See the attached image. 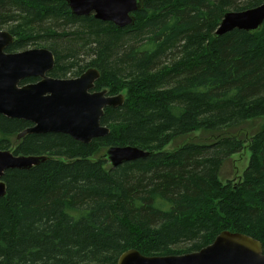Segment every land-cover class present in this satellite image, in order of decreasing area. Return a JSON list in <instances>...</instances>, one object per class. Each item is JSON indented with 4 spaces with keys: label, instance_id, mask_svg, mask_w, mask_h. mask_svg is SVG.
I'll use <instances>...</instances> for the list:
<instances>
[{
    "label": "trees",
    "instance_id": "16d2710c",
    "mask_svg": "<svg viewBox=\"0 0 264 264\" xmlns=\"http://www.w3.org/2000/svg\"><path fill=\"white\" fill-rule=\"evenodd\" d=\"M144 3L135 25L119 29L72 14L66 0H0V30L15 38L8 53L45 48L56 57L51 78L95 68L97 91L129 89L123 106L105 110L110 134L91 144L57 133L17 141L32 124L0 115V150L49 157L2 179L0 264H118L129 250L181 256L222 232L264 250V124L241 182L222 181L243 150L239 134L264 118V24L215 37L225 14L264 0ZM125 146L151 155L107 169V149Z\"/></svg>",
    "mask_w": 264,
    "mask_h": 264
},
{
    "label": "water",
    "instance_id": "95a60500",
    "mask_svg": "<svg viewBox=\"0 0 264 264\" xmlns=\"http://www.w3.org/2000/svg\"><path fill=\"white\" fill-rule=\"evenodd\" d=\"M72 14L93 15L95 19L123 29L135 25V13L145 8L144 0H66ZM264 24V3L242 12L225 14L215 37L235 29L257 33ZM15 38L0 30V115L24 120L32 126L17 135L21 141L28 135L57 133L91 144L110 134L101 121L107 108L116 109L125 103V96H110L107 90L94 91L101 73L88 69L75 79L49 76L56 57L48 49H29L8 53ZM36 83L23 85L27 79ZM151 152L137 147H110L104 159L115 168L127 162L148 158ZM47 156H16L11 150H0V197L7 195L2 181L10 170H31L47 161ZM118 264H264L261 242L239 233L222 232L215 241L196 253L181 256L146 257L137 250L121 255Z\"/></svg>",
    "mask_w": 264,
    "mask_h": 264
},
{
    "label": "rangeland",
    "instance_id": "374dc122",
    "mask_svg": "<svg viewBox=\"0 0 264 264\" xmlns=\"http://www.w3.org/2000/svg\"><path fill=\"white\" fill-rule=\"evenodd\" d=\"M2 31H5L3 29ZM28 49H33L31 46L28 47ZM121 94H123L125 97L129 94V89L126 87V83H123L121 85ZM108 92H110V88H106ZM94 91H97L95 89ZM261 120H251V122L245 127V130L242 131V133L239 134V137L244 135L243 140L245 143L243 144V150L239 154H235L231 157L229 161L225 164L222 172V181L227 182L231 181L233 183H239L241 182L245 171L250 165V159H251V152H250V141L253 138V135L256 134L263 126L264 124V118H260ZM200 132L196 133V136H199ZM242 138V137H240ZM180 144V143H178ZM176 144H169L165 149L166 151H172L175 150ZM12 150H15V147H12ZM103 151H106V149L103 148ZM107 169L110 168V164L106 166Z\"/></svg>",
    "mask_w": 264,
    "mask_h": 264
},
{
    "label": "flooded vegetation",
    "instance_id": "af4514ba",
    "mask_svg": "<svg viewBox=\"0 0 264 264\" xmlns=\"http://www.w3.org/2000/svg\"><path fill=\"white\" fill-rule=\"evenodd\" d=\"M76 78H78V77H76ZM67 79H75V78L70 77V78H67ZM37 81H38V79H37Z\"/></svg>",
    "mask_w": 264,
    "mask_h": 264
}]
</instances>
